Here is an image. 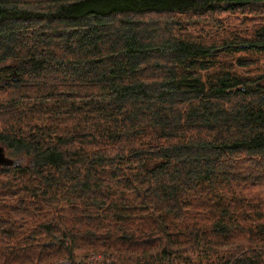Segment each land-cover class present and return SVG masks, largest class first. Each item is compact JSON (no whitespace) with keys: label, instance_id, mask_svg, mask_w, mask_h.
<instances>
[{"label":"trees","instance_id":"16d2710c","mask_svg":"<svg viewBox=\"0 0 264 264\" xmlns=\"http://www.w3.org/2000/svg\"><path fill=\"white\" fill-rule=\"evenodd\" d=\"M0 264H264V0H0Z\"/></svg>","mask_w":264,"mask_h":264},{"label":"rangeland","instance_id":"374dc122","mask_svg":"<svg viewBox=\"0 0 264 264\" xmlns=\"http://www.w3.org/2000/svg\"><path fill=\"white\" fill-rule=\"evenodd\" d=\"M24 162V161H23Z\"/></svg>","mask_w":264,"mask_h":264}]
</instances>
